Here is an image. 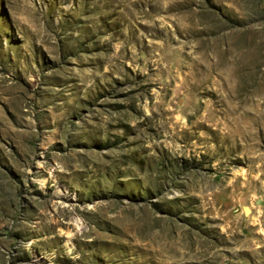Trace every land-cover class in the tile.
<instances>
[{
  "label": "rangeland",
  "instance_id": "374dc122",
  "mask_svg": "<svg viewBox=\"0 0 264 264\" xmlns=\"http://www.w3.org/2000/svg\"><path fill=\"white\" fill-rule=\"evenodd\" d=\"M0 264H264V0H0Z\"/></svg>",
  "mask_w": 264,
  "mask_h": 264
},
{
  "label": "bare ground",
  "instance_id": "6f19581e",
  "mask_svg": "<svg viewBox=\"0 0 264 264\" xmlns=\"http://www.w3.org/2000/svg\"><path fill=\"white\" fill-rule=\"evenodd\" d=\"M249 213V208L248 207H245L244 208V214H248Z\"/></svg>",
  "mask_w": 264,
  "mask_h": 264
}]
</instances>
